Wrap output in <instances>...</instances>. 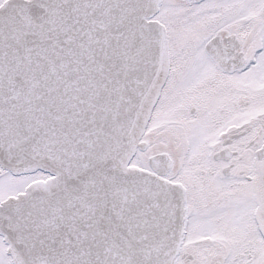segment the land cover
Segmentation results:
<instances>
[{
  "label": "snow or ice",
  "instance_id": "1",
  "mask_svg": "<svg viewBox=\"0 0 264 264\" xmlns=\"http://www.w3.org/2000/svg\"><path fill=\"white\" fill-rule=\"evenodd\" d=\"M0 264H264V0H0Z\"/></svg>",
  "mask_w": 264,
  "mask_h": 264
}]
</instances>
